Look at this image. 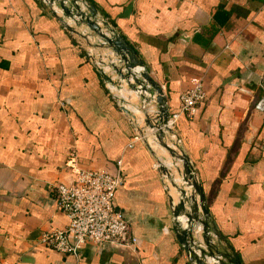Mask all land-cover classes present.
Masks as SVG:
<instances>
[{"label": "crops", "instance_id": "obj_1", "mask_svg": "<svg viewBox=\"0 0 264 264\" xmlns=\"http://www.w3.org/2000/svg\"><path fill=\"white\" fill-rule=\"evenodd\" d=\"M86 1L137 50L169 111L201 82L206 97L180 115L175 135L224 261L264 264V112L253 109L264 93V0ZM57 16L39 0H0V264H194L154 155L109 93L104 75L119 77L95 62L115 54L91 49ZM71 152L84 168L113 172L122 161L114 202L136 244L87 242L72 255L41 242L68 224L56 199L75 172Z\"/></svg>", "mask_w": 264, "mask_h": 264}, {"label": "built area", "instance_id": "obj_2", "mask_svg": "<svg viewBox=\"0 0 264 264\" xmlns=\"http://www.w3.org/2000/svg\"><path fill=\"white\" fill-rule=\"evenodd\" d=\"M39 1L47 5L56 15L63 17L64 21L69 25H76L79 17L75 15L64 17L63 10L59 5L60 0ZM69 1L70 0H63V3L67 5ZM75 2L79 3L84 13H87V9L81 0H75ZM86 40L91 41V38L88 36ZM97 42H99V39H96L95 43ZM116 61V58L112 59L105 62L102 66L101 62L95 59L97 65L101 67L102 72L105 71V67H107L108 72L113 71L111 65L116 63ZM113 73H115V71H113ZM110 82L108 90L112 97L116 99L118 107L120 109L121 107L127 108L124 103L127 101H122L119 98V91L123 89L126 83L119 78L118 81H115L112 77ZM263 85L264 72L260 75L258 83L260 88H262ZM133 93L137 100L136 93ZM205 97L206 93L201 82L196 83L188 89L182 90L179 93L178 108L175 111H170L166 126L163 128L164 136L173 133L175 136L174 141L179 144V139H177L174 131L178 118L184 113L193 115L197 110L198 104L202 102ZM129 104L136 109L139 106L138 101L136 104L130 102ZM61 105L63 106V104ZM148 109L152 112L150 115L154 116L155 111H153V107H148ZM253 109L258 112H264V93H261L255 100ZM126 115L129 117L135 133L134 141L140 139L144 141L143 137H141L137 131L138 128L141 127L140 123L143 121V115L142 118L135 117L133 113ZM128 146H131V143L128 144ZM70 156L73 160V165H75V172L69 184L59 185L57 187L56 199L57 207L67 217L68 224L63 229H54L43 233L41 235V242L58 253L72 255H77L79 247L87 242L101 246L113 245L115 247H126L136 244L137 238L130 232L127 218L121 210L116 208L114 202L115 191L122 183L120 174L122 161H117L116 170L112 172L105 168L91 169L80 167L76 161L75 152H71ZM156 166L158 169L157 163ZM200 232H202L201 227L197 226L194 237ZM208 235L210 237V248L217 250V237L215 232L210 229ZM193 244L198 247L202 246L197 238L193 241ZM202 247L206 249L205 245ZM196 254L198 257L203 258L206 264H222L224 260L220 254L215 252L214 256H210L207 252L201 254L200 250L197 249Z\"/></svg>", "mask_w": 264, "mask_h": 264}, {"label": "water", "instance_id": "obj_3", "mask_svg": "<svg viewBox=\"0 0 264 264\" xmlns=\"http://www.w3.org/2000/svg\"><path fill=\"white\" fill-rule=\"evenodd\" d=\"M81 1L86 7L87 13L81 10V6L75 0H70L67 5L63 3V0L59 1L64 17L73 15L79 17L76 25L72 26L66 23L63 17L57 16L63 27L83 39H86L88 36L95 40L99 39V42L94 43V46L99 48L107 47L115 54L117 61L111 65V68L136 93V98L139 102L137 110L143 114V126L137 130L139 135L141 137L145 135V126L153 130V135L157 143L165 148L173 158L178 159L182 163V169L177 170L181 182L177 183L179 179H176L174 173L171 171L172 169L154 158L158 164V170L164 179H169L173 192L178 196L177 200L174 201L171 195L172 191L169 189V185L166 184L171 213V225L177 241L183 247L189 259L195 264H206L203 258L197 256V249L200 250L201 254L207 252L210 256H214V252L218 253L224 259V256L218 249L213 250L210 248V237L208 235L210 230L208 223L209 210L206 204V196L203 186L197 179L189 157L177 142L174 143L175 148H173L164 140L163 128L166 126L170 111L161 84L150 75L143 59L139 57L133 45L125 37L120 35L105 18L98 16L97 8L94 5L89 4L86 0ZM81 26H85L86 31H81ZM104 78L107 81H111V78L108 76L104 75ZM148 107H153V111H155L154 116L150 115ZM121 110L123 113L131 114V111L126 107H121ZM165 129L168 130L167 128ZM144 142L151 152L154 153L147 140H144ZM197 226L201 227L202 239L206 249L193 244V241L196 239L194 232ZM222 264L240 263L235 261L226 263L223 260Z\"/></svg>", "mask_w": 264, "mask_h": 264}, {"label": "rangeland", "instance_id": "obj_4", "mask_svg": "<svg viewBox=\"0 0 264 264\" xmlns=\"http://www.w3.org/2000/svg\"><path fill=\"white\" fill-rule=\"evenodd\" d=\"M88 41V40H87ZM94 41V42H93ZM89 42V44H90V46L91 47H94V48H96V46H94V43L96 42V40L95 39H91V41H88ZM91 44H93V45H91ZM122 89V88H121ZM124 91H128L129 93H130V97L129 98H126L125 97V94H126V92H124ZM119 98L121 99L122 98V100L123 101H127V102H124L125 104H126V106L127 107H133V106H131L130 104H129V102L130 103H134V104H136L137 103V100L135 99V97H134V93H133V91L131 90V89H129V87L127 86V85H125L124 84V86H123V89L122 90H120L119 91ZM136 102V103H135ZM133 108H135V107H133ZM133 113V115H135V117H138V118H142V113L141 112H132ZM131 113V114H132ZM151 113V112H150ZM141 127L143 126V121L141 122V125H140ZM145 126V125H144ZM139 127V126H138ZM140 128V127H139ZM153 133H154V131L153 130H150V129H148V127H146L145 126V135L143 136V139L144 140H147V142L151 145V148H152V150L154 151V153H153V155H154V158H155V160H157V159H161V160H165V158H164V156H167V151H163L164 150V148L163 147H161L160 145L158 146V143H157V141H156V139H155V137H154V135H153ZM169 138H171V133H169V135H166L165 136V139H169ZM151 141H154V142H156L157 143V145H153L152 143H151ZM158 157V158H157ZM180 164V167H181V169H182V163L180 162L179 163ZM172 171V173H173V169L171 170ZM174 176H177L178 177V179H179V175L178 174H176V173H174ZM177 179V180H178ZM165 182H166V184H168L169 185V189L173 192V188H172V186L170 185V183H169V179L167 178H165ZM181 182V180L179 179L178 181H177V183H180Z\"/></svg>", "mask_w": 264, "mask_h": 264}, {"label": "bare ground", "instance_id": "obj_5", "mask_svg": "<svg viewBox=\"0 0 264 264\" xmlns=\"http://www.w3.org/2000/svg\"><path fill=\"white\" fill-rule=\"evenodd\" d=\"M124 92H126V94H125V97L126 98H129L130 97V93L128 92V91H124ZM127 108H129V107H127ZM130 109V111H132V112H138V110L136 109V108H129ZM151 112V110H149V113ZM174 139H175V136H174V134L173 133H171V138H169V139H165L164 138V140L171 146V147H173V148H175V145H174V143H175V141H174ZM151 143L154 145H157V143L156 142H154V141H151ZM158 146H159V144H158ZM164 152L165 151H167L165 148H164V150H163ZM167 156H164V158H165V160H161V159H158L163 165H166L167 167H169V168H171V169H173V173H176L177 174V170H181V167H180V161L178 160V159H176V158H173L171 155H170V153L167 151ZM176 177V179H178V177L177 176H175Z\"/></svg>", "mask_w": 264, "mask_h": 264}]
</instances>
